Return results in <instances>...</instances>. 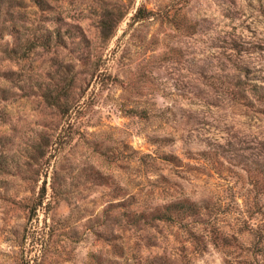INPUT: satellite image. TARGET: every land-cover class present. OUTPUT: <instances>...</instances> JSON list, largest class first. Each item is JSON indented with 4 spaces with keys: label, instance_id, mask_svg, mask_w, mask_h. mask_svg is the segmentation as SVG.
<instances>
[{
    "label": "rangeland",
    "instance_id": "1",
    "mask_svg": "<svg viewBox=\"0 0 264 264\" xmlns=\"http://www.w3.org/2000/svg\"><path fill=\"white\" fill-rule=\"evenodd\" d=\"M0 264H264V0H0Z\"/></svg>",
    "mask_w": 264,
    "mask_h": 264
}]
</instances>
